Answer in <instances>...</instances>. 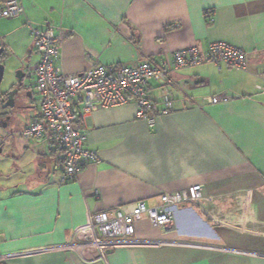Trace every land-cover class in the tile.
<instances>
[{
  "label": "crops",
  "instance_id": "crops-1",
  "mask_svg": "<svg viewBox=\"0 0 264 264\" xmlns=\"http://www.w3.org/2000/svg\"><path fill=\"white\" fill-rule=\"evenodd\" d=\"M21 1L23 15L0 18V47L8 70L26 72L30 98L39 59L31 28L61 36L55 64L64 74L134 66L190 46L204 52L213 42L242 49L248 60L244 69L202 64L172 73V110L153 127L137 118L134 101L81 117L99 161L65 182L61 153L20 135L39 118L38 102L30 119L22 111L0 127V155L13 169L0 184V264H264V94L255 88L264 84V0ZM194 187L201 206H178L170 229L143 217L105 262L63 247L96 212L154 206L163 193Z\"/></svg>",
  "mask_w": 264,
  "mask_h": 264
},
{
  "label": "built area",
  "instance_id": "built-area-1",
  "mask_svg": "<svg viewBox=\"0 0 264 264\" xmlns=\"http://www.w3.org/2000/svg\"><path fill=\"white\" fill-rule=\"evenodd\" d=\"M23 14L21 0H0L1 19ZM205 17L208 22L213 21L210 11ZM31 34L33 49L39 56L33 67V90L39 98V118L28 123L20 135L29 140L46 139L49 151L61 153L62 182L75 179L85 163L99 161L97 153L86 147V134L78 125L81 117L101 108L134 101L137 118L153 127L158 116L168 115L172 110L175 101L172 73L202 64L244 69L248 60V53L242 49L225 42H213L204 52L190 46L134 66L96 64L80 73L64 74L55 64L62 47L61 36L55 35L49 26L43 30L31 28ZM255 88L264 94V84H257ZM154 91L156 95H152ZM219 100L227 98H210L214 103ZM94 194L99 196L97 190ZM204 199L199 188L194 187L163 193L154 206L138 201L96 212L75 230L72 241L63 247L87 262H105L113 249L134 236L135 224L143 217L154 227L170 229L178 206L187 203L201 206Z\"/></svg>",
  "mask_w": 264,
  "mask_h": 264
},
{
  "label": "flooded vegetation",
  "instance_id": "flooded-vegetation-1",
  "mask_svg": "<svg viewBox=\"0 0 264 264\" xmlns=\"http://www.w3.org/2000/svg\"><path fill=\"white\" fill-rule=\"evenodd\" d=\"M14 89V86H9L0 97V127L8 126L14 117L21 116V112L25 108L21 95H27L28 92L31 94L29 86L27 88L20 87L17 92H13ZM1 99L3 100L1 101Z\"/></svg>",
  "mask_w": 264,
  "mask_h": 264
},
{
  "label": "rangeland",
  "instance_id": "rangeland-1",
  "mask_svg": "<svg viewBox=\"0 0 264 264\" xmlns=\"http://www.w3.org/2000/svg\"><path fill=\"white\" fill-rule=\"evenodd\" d=\"M10 52H11V53H9L10 57H12V58L14 57V59H17L20 56L19 53H17V55H16V51H14V50L13 51L11 50ZM29 64L30 65H26L25 67L30 68L31 66H33L34 63L32 61H30ZM13 81H14V74H12L11 78H10V76L7 77V75L5 74L4 78L1 82V85H0V89H2V90L7 89ZM21 98H22L23 103L25 104V108L23 109V111L26 112L25 117H23V118H25V119H23L25 122L26 120L30 119V117L32 116V113L35 111V104H36V102H38V96L36 94H34V96L32 98H29L27 95H24V96L21 95ZM9 162H10V160L6 154H4L3 156L0 155V167H1L0 168V184L2 182H4L5 178L9 174H12V172H13V169L9 168L10 167Z\"/></svg>",
  "mask_w": 264,
  "mask_h": 264
},
{
  "label": "water",
  "instance_id": "water-1",
  "mask_svg": "<svg viewBox=\"0 0 264 264\" xmlns=\"http://www.w3.org/2000/svg\"><path fill=\"white\" fill-rule=\"evenodd\" d=\"M3 57H4V48L0 47V85H1V82H2L5 74L7 75V77L10 76V78H11L12 74H14V81L10 85V86L15 87L13 92H17V90L20 87L27 88V85L25 83L27 76H26V72L24 71V69L20 68V69L8 70L6 62H3ZM3 93L4 92H2L0 89V97ZM27 96L30 98L31 94L28 92ZM2 100L3 99H1V101ZM2 127L5 128L6 125H3ZM1 151H2V147L0 146V153H1Z\"/></svg>",
  "mask_w": 264,
  "mask_h": 264
}]
</instances>
